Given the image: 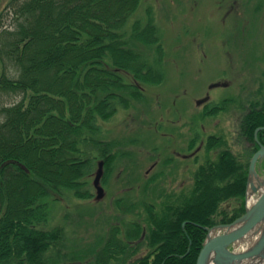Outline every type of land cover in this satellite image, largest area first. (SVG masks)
<instances>
[{"label": "trees", "instance_id": "16d2710c", "mask_svg": "<svg viewBox=\"0 0 264 264\" xmlns=\"http://www.w3.org/2000/svg\"><path fill=\"white\" fill-rule=\"evenodd\" d=\"M139 2L0 0V264H73L90 255L75 251V242L62 251L65 225L44 226L55 196L91 198L86 177L96 158L102 159L103 177L123 152L120 145L134 143L133 133L107 140L109 130L100 123L111 120L118 107H141L150 115L143 87L165 81L164 42L151 15L121 33ZM14 96L20 100L10 101ZM260 126L264 102H251L241 134L254 141ZM257 138L264 144V129ZM222 145L221 137L210 136L205 149ZM239 161L222 150L216 161L197 167L189 194L159 209L158 204L156 211L149 205L143 223L147 245L155 246L151 253L127 263L128 244L112 237L89 264H195L204 228L244 212L248 164ZM227 200L238 206L220 209ZM136 221L128 239L143 231ZM117 242L122 250L115 252Z\"/></svg>", "mask_w": 264, "mask_h": 264}, {"label": "rangeland", "instance_id": "374dc122", "mask_svg": "<svg viewBox=\"0 0 264 264\" xmlns=\"http://www.w3.org/2000/svg\"><path fill=\"white\" fill-rule=\"evenodd\" d=\"M149 14L165 47L163 85L143 87L152 105L150 115L141 107L138 111L116 107L115 116L100 123L109 130L107 140H123L128 133L135 135L134 143H122L123 152L108 170L104 169L106 174L99 182L103 188L100 198H96L93 179L102 159L96 158L87 169L90 199H74L67 194L61 199L55 196L56 203L49 204V219L44 227L65 225L62 251L66 252L65 246L75 242V251L90 254L84 253L86 259L73 264H89L94 253L112 237L128 244L131 256L127 263L151 253L155 246H148L141 235L146 233L143 222L148 207L156 211L158 204L157 209L189 194L197 167L216 161L222 150L245 166L254 152L252 141L241 134L239 125L251 102H264V0H140L121 33H128L134 22L143 24ZM218 83V87L210 89ZM11 98L13 102L20 100V96ZM207 101L210 108L202 105ZM211 108L217 110L212 113ZM177 112L181 115L180 130L178 126H169L172 119L178 118ZM147 129L150 136L145 134ZM210 136L221 137L223 145L207 150L203 144L192 157L181 158ZM190 140L195 141H191L195 147L187 150L185 146ZM174 151L179 153L178 157ZM257 173L264 178V172ZM143 196L146 201L141 203ZM236 206L237 200H227L220 209ZM67 214L69 217L64 220ZM77 214H81V219ZM135 219L144 232L128 239L130 224ZM112 249L121 251V242Z\"/></svg>", "mask_w": 264, "mask_h": 264}, {"label": "water", "instance_id": "95a60500", "mask_svg": "<svg viewBox=\"0 0 264 264\" xmlns=\"http://www.w3.org/2000/svg\"><path fill=\"white\" fill-rule=\"evenodd\" d=\"M218 85L219 83L210 87ZM262 128H257L255 133ZM254 138L257 140L256 135ZM263 156L264 146L258 143V149L251 156L248 165L245 196L247 201L252 193H256V198L246 206L243 215L231 223L204 228L207 235L197 253L195 264H261L260 261L264 264V178H260L255 171L256 162ZM102 167L103 162L99 161L93 179L96 198L103 194V188L99 185ZM243 241H248L247 244L251 243V246L239 251L238 246Z\"/></svg>", "mask_w": 264, "mask_h": 264}, {"label": "flooded vegetation", "instance_id": "af4514ba", "mask_svg": "<svg viewBox=\"0 0 264 264\" xmlns=\"http://www.w3.org/2000/svg\"><path fill=\"white\" fill-rule=\"evenodd\" d=\"M209 100V99H208ZM207 103H208V101H207ZM200 104V103H199ZM206 105V102H204V103H202V105ZM196 105H198L197 104V102H196ZM206 107H211V105L209 106V105H206ZM204 109V111L205 112H207V110H206V108H203ZM212 109V108H211ZM213 111L214 110H217V108H214V109H212ZM174 114H176V112L175 113H173V115ZM179 113L177 112V117L178 118H176L175 120L174 119H172L170 122H169V126H171L172 128L173 127H175L176 129H177V126H178V130H180L181 128H182V123H180V122H178L179 121V119H180V117L179 116H181L180 114L178 115ZM183 117V116H182ZM166 124H167V122H166ZM170 127V129H172ZM260 127H263L262 129H260V130H263L264 129V126H260ZM259 130V131H260ZM205 143L206 142H201V140L197 143V145H198V147L196 146V149L194 150V151H196V152H198L199 151V148H201V146H203V144L205 145ZM258 143H260V144H262L261 143V141H259V139L257 138V140H255V138H254V141H252L251 143H250V145H251V148H253L254 149V152L253 153H255V151H256V149L258 148ZM195 147V146H194ZM194 147H191V149L192 148H194ZM250 148V149H251ZM185 149H187V150H189L190 149V147H189V142L186 144V146H185ZM174 154H176L175 156L176 157H178V155H179V153L177 152V151H174ZM191 153H189L188 155H184L183 154V156L181 157V156H179V157H181L182 159H184V158H187V157H192L193 155H190ZM255 169L257 170V171H261V172H264V156L262 157V158H260L258 161H257V163H256V167H255ZM144 232V231H143ZM142 235V237H144L145 236V233H143V234H141Z\"/></svg>", "mask_w": 264, "mask_h": 264}, {"label": "bare ground", "instance_id": "6f19581e", "mask_svg": "<svg viewBox=\"0 0 264 264\" xmlns=\"http://www.w3.org/2000/svg\"><path fill=\"white\" fill-rule=\"evenodd\" d=\"M254 182H257V180L256 179H254ZM251 202V201H250ZM245 248H248V247H250L251 245L250 244H247V245H243ZM260 263L262 264V262L260 261Z\"/></svg>", "mask_w": 264, "mask_h": 264}]
</instances>
